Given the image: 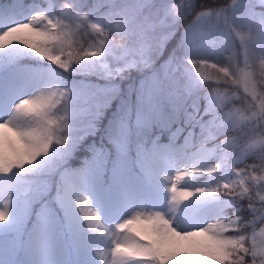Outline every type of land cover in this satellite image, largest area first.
<instances>
[{
    "label": "snow or ice",
    "instance_id": "1",
    "mask_svg": "<svg viewBox=\"0 0 264 264\" xmlns=\"http://www.w3.org/2000/svg\"><path fill=\"white\" fill-rule=\"evenodd\" d=\"M0 264H264V0H0Z\"/></svg>",
    "mask_w": 264,
    "mask_h": 264
},
{
    "label": "rangeland",
    "instance_id": "2",
    "mask_svg": "<svg viewBox=\"0 0 264 264\" xmlns=\"http://www.w3.org/2000/svg\"><path fill=\"white\" fill-rule=\"evenodd\" d=\"M233 94L234 96L238 99L240 96H243V84L241 83L240 85H232L231 88L229 89ZM259 134H257L258 136ZM134 227H138V226H135Z\"/></svg>",
    "mask_w": 264,
    "mask_h": 264
}]
</instances>
